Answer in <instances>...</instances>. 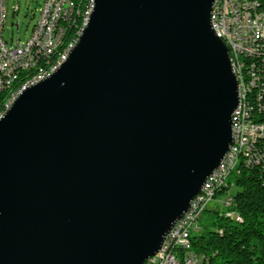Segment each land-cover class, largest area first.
Listing matches in <instances>:
<instances>
[{
  "label": "water",
  "instance_id": "obj_1",
  "mask_svg": "<svg viewBox=\"0 0 264 264\" xmlns=\"http://www.w3.org/2000/svg\"><path fill=\"white\" fill-rule=\"evenodd\" d=\"M215 0H94L0 120V264H145L234 143Z\"/></svg>",
  "mask_w": 264,
  "mask_h": 264
},
{
  "label": "built area",
  "instance_id": "obj_2",
  "mask_svg": "<svg viewBox=\"0 0 264 264\" xmlns=\"http://www.w3.org/2000/svg\"><path fill=\"white\" fill-rule=\"evenodd\" d=\"M8 1L0 0V97L6 75L15 76L18 72H30V63L48 60L52 48L59 45L62 36L67 32L63 30V22L72 24L78 14V8H72V0H43L38 10L39 17L29 37L24 41L18 39L16 42L12 37L9 43L4 37L8 20ZM19 11V6L13 7L12 17L17 16ZM250 12L259 13L252 2L251 8L235 11L233 1L215 0L212 21H216L220 38L224 39L229 50L233 52L232 70L237 80L240 73L255 76L257 99L260 102L261 114H264V90L258 88V65L264 64L261 63L264 41L262 50H251V42H253L257 26L264 25V13H259V23H252L249 21ZM77 42H74L73 48L64 55L62 61L57 63V67H61L67 61ZM237 52L248 54V69H240L237 66ZM238 83L241 84V91H239L241 95L247 86V81H238ZM35 84L36 82H30V85L22 86V93ZM18 97L13 98V103ZM234 113H237V124L232 126L234 143L229 153L207 178L201 192L191 202L189 210L168 234L169 242H164L160 252L147 260L145 264H209L208 257L192 250L191 238L198 229L200 231L199 221L208 210V205L218 195L224 197L225 209L221 212L222 215L238 223L243 222L242 216L232 210L230 190L233 184L229 185V179L239 166L264 167V121H261V125L249 123L247 108H242L241 103H239V111Z\"/></svg>",
  "mask_w": 264,
  "mask_h": 264
},
{
  "label": "trees",
  "instance_id": "obj_3",
  "mask_svg": "<svg viewBox=\"0 0 264 264\" xmlns=\"http://www.w3.org/2000/svg\"><path fill=\"white\" fill-rule=\"evenodd\" d=\"M90 1L76 0L78 13L84 12ZM250 1L264 10V0ZM76 19L77 25H68L63 42L76 37L81 18L76 14ZM244 62L248 69V58ZM261 63H264V54ZM258 72V86L264 88V64L258 65ZM249 98L248 108L252 109L249 120L261 123L264 114L257 104L256 89L250 91ZM231 184L240 190L231 194L232 210L242 216L243 222L226 218L217 210H206L199 221L200 231L192 235V250L208 257L209 264H264V167L239 166L229 179Z\"/></svg>",
  "mask_w": 264,
  "mask_h": 264
},
{
  "label": "bare ground",
  "instance_id": "obj_4",
  "mask_svg": "<svg viewBox=\"0 0 264 264\" xmlns=\"http://www.w3.org/2000/svg\"><path fill=\"white\" fill-rule=\"evenodd\" d=\"M231 1L234 2L235 11H243V8H251L250 0H231ZM252 4H255L256 11H259V13H264V10L259 9L258 5L255 2H252ZM93 7H94V0H91L87 9L84 12H80L77 14L81 18L80 19L81 24L79 30L76 33V37L74 39L63 42L66 34L64 33L61 42H59V45H56V48H52V51H50V57H48V60H45L44 62L42 61V63H40L41 61H39V63H30V72H18L17 74H15V76L6 75V78L4 80L3 93H1V97H0V120L4 118V116L8 112V109H10V105L13 104V98L18 97V95L22 93V86L30 85V82H36L37 84L42 80H45L48 77H50L60 68L57 67V63H60V61H62L64 55L67 54L68 51L71 50V48H73L74 42L78 41L84 28L87 26L89 16L93 10ZM213 7H215V2ZM72 8H76V0H72ZM259 13L250 12L249 21H252V23H259ZM76 20H77L76 18L73 19L72 24H76ZM69 24L70 22H63V30H67ZM212 27L216 35L220 38V31H218L216 21H212ZM221 39L224 41L223 38ZM263 41H264V25H259L257 26L256 32H254V39L253 42H251V50H262ZM224 43L227 45L226 42ZM229 53L231 57V64L234 65L233 52L229 50ZM247 58H248V54H246V52H237V66H239L240 69H245L244 61ZM238 81H247V86L244 88V91H242V94L239 95V103H241L242 108H247L249 123H251L252 125H261V123H252L249 120L250 113L252 111L251 108L250 109L248 108L249 100H250L249 94L252 89L257 90L255 83V76H247L246 73H240L238 74ZM238 85H239V91H241V84L238 83ZM258 88L264 90V88H261L260 86H258ZM258 103L260 106L259 99H257V104ZM235 111H239V104ZM236 124H237V113H234L232 117V126H236ZM164 242H169V235L166 236Z\"/></svg>",
  "mask_w": 264,
  "mask_h": 264
},
{
  "label": "rangeland",
  "instance_id": "obj_5",
  "mask_svg": "<svg viewBox=\"0 0 264 264\" xmlns=\"http://www.w3.org/2000/svg\"><path fill=\"white\" fill-rule=\"evenodd\" d=\"M43 0H9L8 1V20L4 30V37L10 43L13 37L16 42L18 39L24 41L31 33V29L39 17V7ZM19 6V14L12 17L13 7ZM19 25V27H17ZM240 191L234 187L230 190L232 195ZM223 195H218L209 205L208 210H217L223 212L225 205L223 203ZM199 229L196 233H198Z\"/></svg>",
  "mask_w": 264,
  "mask_h": 264
}]
</instances>
